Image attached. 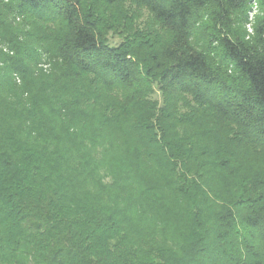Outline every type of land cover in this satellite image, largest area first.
Returning <instances> with one entry per match:
<instances>
[{
    "label": "trees",
    "instance_id": "obj_1",
    "mask_svg": "<svg viewBox=\"0 0 264 264\" xmlns=\"http://www.w3.org/2000/svg\"><path fill=\"white\" fill-rule=\"evenodd\" d=\"M134 1L146 57L84 0H0V264H264V15Z\"/></svg>",
    "mask_w": 264,
    "mask_h": 264
},
{
    "label": "rangeland",
    "instance_id": "obj_2",
    "mask_svg": "<svg viewBox=\"0 0 264 264\" xmlns=\"http://www.w3.org/2000/svg\"><path fill=\"white\" fill-rule=\"evenodd\" d=\"M91 15L96 34L109 45L132 44L136 53L146 57L156 53L159 48L172 40V34L164 28L149 11L134 0H84ZM264 15L258 0H252L244 17V28L248 34L254 33V27ZM157 72H155L156 75ZM160 80L152 81L151 98L161 102ZM180 104L187 110L188 102Z\"/></svg>",
    "mask_w": 264,
    "mask_h": 264
}]
</instances>
